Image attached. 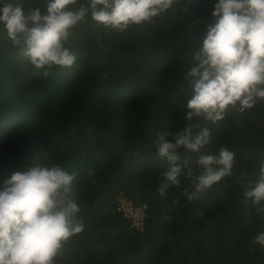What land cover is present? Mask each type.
I'll use <instances>...</instances> for the list:
<instances>
[{"label": "trees", "instance_id": "trees-1", "mask_svg": "<svg viewBox=\"0 0 264 264\" xmlns=\"http://www.w3.org/2000/svg\"><path fill=\"white\" fill-rule=\"evenodd\" d=\"M217 2L177 0L155 23L122 33L97 29L89 18L69 42L74 65L47 76L35 74L0 27V189L35 164L78 172L72 194L87 227L56 264H264V247L253 243L264 232V216L244 197L264 153V103L230 111L219 126L192 121L211 129L202 153L220 147L235 153L232 176L191 202L184 193L194 188L183 176L180 187L158 193L168 165L154 141L188 123L189 54L214 23ZM19 3L25 11L45 7V0ZM179 155L200 171L198 153L181 148ZM121 191L148 205L145 230L117 209Z\"/></svg>", "mask_w": 264, "mask_h": 264}, {"label": "clouds", "instance_id": "clouds-1", "mask_svg": "<svg viewBox=\"0 0 264 264\" xmlns=\"http://www.w3.org/2000/svg\"><path fill=\"white\" fill-rule=\"evenodd\" d=\"M177 0H45L43 10L25 11L19 0H0V27L20 54L47 76L54 67L70 68L76 61L69 42L73 30L90 18L97 29L125 32L132 26L155 23ZM214 23L198 51L190 52L184 79L188 98L184 104L186 127L173 134H157V156L166 160L158 193L180 187L181 177L194 190L189 202L200 199L221 180L233 175L235 153L220 147L201 152L211 142V129L192 123L203 119L213 126L232 110L243 113L264 103V0H218ZM171 136V140L168 137ZM198 153L200 171L181 162L179 149ZM258 178L245 186L258 216H264V153L259 154ZM78 172L59 163L35 164L14 172L0 189V264H56L71 251L68 244L84 233L82 208L73 195ZM264 247V232L253 241ZM254 249H250L253 251Z\"/></svg>", "mask_w": 264, "mask_h": 264}, {"label": "built area", "instance_id": "built-area-1", "mask_svg": "<svg viewBox=\"0 0 264 264\" xmlns=\"http://www.w3.org/2000/svg\"><path fill=\"white\" fill-rule=\"evenodd\" d=\"M118 210H121L125 217L131 221V225L138 229H146V216L148 214L146 203H137L134 198L121 192L115 198Z\"/></svg>", "mask_w": 264, "mask_h": 264}, {"label": "rangeland", "instance_id": "rangeland-1", "mask_svg": "<svg viewBox=\"0 0 264 264\" xmlns=\"http://www.w3.org/2000/svg\"><path fill=\"white\" fill-rule=\"evenodd\" d=\"M121 192H122V191H121ZM121 192H120V193H121ZM120 193H119V194H120Z\"/></svg>", "mask_w": 264, "mask_h": 264}]
</instances>
